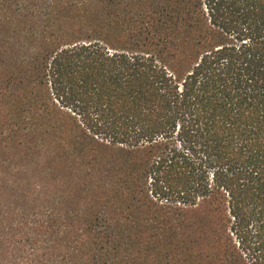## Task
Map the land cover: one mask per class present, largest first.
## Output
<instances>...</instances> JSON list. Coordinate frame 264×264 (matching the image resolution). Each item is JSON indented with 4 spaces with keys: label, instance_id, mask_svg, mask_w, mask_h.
I'll return each mask as SVG.
<instances>
[{
    "label": "trees",
    "instance_id": "obj_1",
    "mask_svg": "<svg viewBox=\"0 0 264 264\" xmlns=\"http://www.w3.org/2000/svg\"><path fill=\"white\" fill-rule=\"evenodd\" d=\"M0 264H264V0H0Z\"/></svg>",
    "mask_w": 264,
    "mask_h": 264
}]
</instances>
